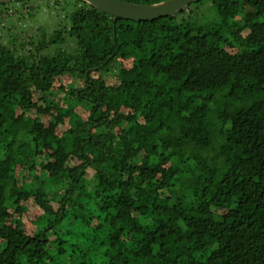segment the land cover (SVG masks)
Returning a JSON list of instances; mask_svg holds the SVG:
<instances>
[{
	"label": "trees",
	"instance_id": "16d2710c",
	"mask_svg": "<svg viewBox=\"0 0 264 264\" xmlns=\"http://www.w3.org/2000/svg\"><path fill=\"white\" fill-rule=\"evenodd\" d=\"M45 1L0 32V264H264V0L0 28Z\"/></svg>",
	"mask_w": 264,
	"mask_h": 264
},
{
	"label": "water",
	"instance_id": "95a60500",
	"mask_svg": "<svg viewBox=\"0 0 264 264\" xmlns=\"http://www.w3.org/2000/svg\"><path fill=\"white\" fill-rule=\"evenodd\" d=\"M19 0H0V4ZM96 9L113 16L135 22H150L160 18L174 16L189 6L202 0H168L154 5H138L122 0H82Z\"/></svg>",
	"mask_w": 264,
	"mask_h": 264
},
{
	"label": "rangeland",
	"instance_id": "374dc122",
	"mask_svg": "<svg viewBox=\"0 0 264 264\" xmlns=\"http://www.w3.org/2000/svg\"><path fill=\"white\" fill-rule=\"evenodd\" d=\"M53 0L50 1L49 4H52ZM48 2H44V3H34L31 5H26V7H23L22 4L17 5L12 11L16 12L17 9L19 8H23L22 14H24L29 8L34 7L36 5L42 6L40 13H34V15L32 17H25V18H21L20 13L15 14V16H13V18H11V23L10 24V28L7 29H2L0 28V32L5 35V37L7 36H11V33H16L18 35H22L23 33H26L27 35V40L24 39L23 43L29 41L28 37H33L34 39L40 36H43L45 34V31L47 33V35H50L53 31V29H55L56 23L55 19L50 17V16H54V14H51L49 16V12L47 11V7L45 5H47ZM55 17V16H54ZM4 26V25H2ZM9 31V32H8ZM30 46H27V50H30ZM130 63L129 61L126 62V64ZM125 68H127V66H125L124 64H119L118 65V70H114L112 73H110V76L112 79H114L115 81L119 82V80H123L125 77ZM37 98V97H36Z\"/></svg>",
	"mask_w": 264,
	"mask_h": 264
}]
</instances>
